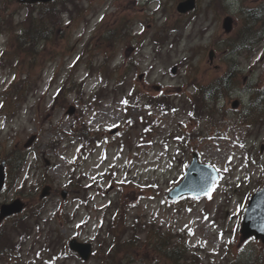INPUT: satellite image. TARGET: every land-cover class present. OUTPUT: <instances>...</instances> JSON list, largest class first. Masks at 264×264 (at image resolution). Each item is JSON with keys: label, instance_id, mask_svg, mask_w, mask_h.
I'll return each mask as SVG.
<instances>
[{"label": "rangeland", "instance_id": "374dc122", "mask_svg": "<svg viewBox=\"0 0 264 264\" xmlns=\"http://www.w3.org/2000/svg\"><path fill=\"white\" fill-rule=\"evenodd\" d=\"M5 1L10 5L6 13L14 12L15 23H20L28 12L26 6H19L16 0H0V8ZM77 1L81 8H85L84 14L79 17L73 15L74 20H71V9L74 12V6L67 4L70 13L62 15V23L56 26L58 30L53 31L49 45L44 46L47 51L39 48L36 61H26L22 56L21 60L12 59L13 49L7 41V35L0 36V52L4 53L3 69H0V90L6 87L13 90L11 86L18 83L25 85V81L27 86H36V89L27 91L21 101L13 103V108L9 106V101L6 102L5 91L0 92V109L4 107L0 111V161L15 146L24 148L28 138L37 134L34 144L25 148L29 158L19 182L13 186L10 184L0 200H11L20 193L27 194L37 189L41 192L42 184L39 181L41 182L44 174L50 176L46 182L54 186V192L44 203L45 216L43 215L41 228L36 229L37 220L32 215L24 220V225L29 228L33 225V229L24 246L23 264L113 262L111 257L102 255V249L98 247L99 226L104 211L102 204L111 196L115 197L116 202L119 200V205L134 202L129 212L128 225L135 220L137 226L141 227L138 257L142 262L145 259V264H151V260L154 262L152 256L158 253H152L153 246H150L151 254L148 256L145 248L146 243L155 238L154 234L159 228L166 234L173 232L171 234L176 237L174 232L182 235L188 232L184 239L189 241L194 252L197 251L196 254L207 264H244L257 250L264 251V244L259 240H245L240 233L249 196L264 183V122L248 125L240 117L242 108L251 104L252 92L250 88H246L250 85L256 88L264 86V41L258 44V51L251 60L245 51L241 55L230 51L233 36L247 16L245 11L251 7L259 9L264 2L223 0L226 13L234 18V30L227 33L222 26V8L214 0H198L195 14L183 19L185 29L172 27L167 31L158 26L165 24L166 15L173 18L178 14L172 8L179 0H164V7L153 15L155 20L150 21L146 29L141 22L147 18L145 15L140 16L142 4L138 5V0ZM150 10H155V7L150 6ZM125 20L129 21V25L123 33L129 32L132 38L128 41L122 37L113 40L110 48L112 51L115 49L116 54L113 53V56L104 61L105 46L99 47L98 44L107 35L105 27L114 24L119 26ZM156 31L165 38L161 39L163 46L159 48L148 35ZM88 43L91 44V49H86ZM211 48L216 50L214 63L218 68L208 70V52ZM12 60L15 66L13 69L10 67ZM130 60L137 61L138 67L134 70L127 69L132 72L125 84L117 90L115 81L122 73L127 72ZM25 62L28 63L23 64ZM101 62H105L102 75L99 69ZM174 65H178L175 74L171 72ZM116 66L121 67L118 77H115ZM230 66H235L237 74L230 93L214 103H208L217 112L212 109L206 112L202 110L203 114L194 116L193 110L191 114L188 95L191 96L197 89L196 84L204 80L217 82L216 78L228 72ZM26 70L29 71V76ZM73 72L79 81L85 78L82 96H79L77 89L79 83L73 82L70 86L74 84L75 88L66 92L67 96L62 95L55 105L54 97L58 89L64 81L71 82L68 76ZM109 74L111 80L107 86ZM156 86H161V89L158 90ZM140 88H144L152 96L169 94L168 101L175 108L171 111H162L156 107L152 109L151 119L159 120L152 138L145 136L144 126L133 124L141 116L148 114L146 101L134 105L129 100V95L138 92ZM99 91L105 94L104 101L90 105L92 94ZM66 97L69 104L77 106L75 115H68L67 107L62 108ZM235 98L241 100L238 107L242 109L240 114L235 113V110L231 111ZM80 115L91 124L93 130L100 128L106 132L107 137H110L108 130L114 127H118L119 132L122 131V134L118 132L119 135L110 137V144L98 145L83 163L77 161L83 149L71 136ZM124 140L131 143V147L128 144L121 147L118 142ZM186 141L188 146L182 152ZM53 143H58L57 147H53ZM193 151L199 152L202 161L223 172L222 176L207 195L197 198L187 196L182 200L171 201L166 193L182 179ZM106 153L108 155L105 157ZM73 164L76 171L74 176L76 179H83L86 186L98 183V179L104 175L112 176L111 180L105 179L102 183V188L108 190L107 197H96V202H91V209L83 206L71 194L67 200L60 196V189L69 188ZM130 183L132 185L127 186ZM91 193L94 194L95 191ZM28 198L30 196L26 195L25 199ZM62 203L70 212H66L70 215V221L61 222L53 216ZM85 220L87 223L81 225ZM8 226L11 227V223ZM54 230L67 240L72 236L79 237L80 240H95L93 244L96 254L89 261L73 254H70V258H65L64 242L55 238ZM45 237L52 241L43 242ZM167 250L170 252L169 247ZM36 254L40 256L35 259ZM159 254L161 261L156 264H166L165 252ZM0 264L6 262L0 259Z\"/></svg>", "mask_w": 264, "mask_h": 264}, {"label": "trees", "instance_id": "16d2710c", "mask_svg": "<svg viewBox=\"0 0 264 264\" xmlns=\"http://www.w3.org/2000/svg\"><path fill=\"white\" fill-rule=\"evenodd\" d=\"M260 10L256 11V14H251L249 18L245 21L244 26L242 29L239 30V32L236 34L234 39L232 40L230 46V51L232 53L236 54H242L244 51L246 53H249V57L251 58L254 53L256 52L255 44L260 43L264 40V16H258L261 15L258 14ZM49 12V11H48ZM263 14V13H262ZM51 15V14H50ZM5 18L0 15V32L4 31V20ZM7 21V20H6ZM24 24L22 27V30L19 34H14L13 39L15 42H18V45H16V54L18 53H25L26 55L35 56L38 53V44L40 39H49L50 33H52L51 29L54 31L55 24L52 25L51 28H48V24L41 20H38L32 16V13L26 16L25 20L22 21ZM12 26V23H10ZM37 59H32V61H36ZM235 66H231L229 68V71H231L227 76L225 80H220L218 83L210 84L208 87H205L203 89V93L206 97H218L220 94H222V89L224 86H228L231 81H227L228 79H233L232 81L235 82L237 79V74L235 71ZM123 82V77H121L117 83L121 84ZM25 87L21 84H18L15 86V91L11 92L10 96L17 95L18 99H21L23 96V93L25 92ZM82 84L79 85V90L81 91ZM100 95V94H99ZM254 100L251 102V110L250 111V118H255L256 121H264V87L260 89H256L254 91V97H252ZM163 102L166 103L165 100ZM68 101L66 99H63V104L66 105ZM79 124L84 127L87 131L89 130V125L85 122L83 118L79 120ZM85 134H80V136H84ZM12 162H11V169L13 170V173H16L17 175L20 174V171L23 167V163L27 158V151L23 148H16L14 149V152L9 154ZM13 165V167H12ZM37 206L34 205L33 210L36 209ZM39 210L37 209V212ZM122 215L120 216V218ZM125 227V223L123 225ZM116 228V234L114 238V244H113V254L110 256L114 261L110 264H132L137 262L136 259V242L138 241V238L132 235L131 239L123 240V236L125 230L121 224L115 225ZM126 228V227H125ZM113 229V228H112ZM15 230H17V234L21 235L23 234L22 231L27 232L30 231V229L23 228L22 231L20 229L15 227ZM20 232V233H19ZM29 235V234H28ZM27 235V236H28ZM11 236V235H8ZM26 236V237H27ZM25 237V238H26ZM12 238V237H9ZM2 239V237H1ZM27 239V238H26ZM157 245V242H156ZM188 245L182 241H175V244H172L169 246L170 252L168 250L165 251V255L167 256L168 260L171 264H179L181 261V258H187L188 253ZM12 248L7 249V251H11ZM158 251H161V248L158 247ZM3 252V251H2ZM2 255H8V253L5 251ZM1 255V256H2ZM108 261V259H104ZM264 261V252L262 250H257L250 260L249 264H262ZM140 262V261H139ZM142 264V263H141Z\"/></svg>", "mask_w": 264, "mask_h": 264}, {"label": "water", "instance_id": "95a60500", "mask_svg": "<svg viewBox=\"0 0 264 264\" xmlns=\"http://www.w3.org/2000/svg\"><path fill=\"white\" fill-rule=\"evenodd\" d=\"M20 2L36 3L38 1L48 0H19ZM195 6L194 0H186L178 5V9L181 12H186ZM225 28L227 31L232 29V18L227 17L225 20ZM214 51L210 53L211 59H213ZM237 105V102L234 103ZM74 111V107L70 108V112ZM33 138L31 139V141ZM218 171L206 164L199 162L198 154H194V159L189 166L187 176L184 181L174 188L169 196L176 198L186 193H192L195 195H201L208 192L213 186L215 180L218 178ZM4 182V163L0 165V189ZM24 207L19 199L15 200L11 204H5L2 207V215L6 216L15 212H20ZM242 233L244 238L255 235L264 241V188L256 192L251 198L246 210L244 223L242 227ZM73 249L77 250L83 257L88 258L91 253V245L85 243H79L76 240L71 242Z\"/></svg>", "mask_w": 264, "mask_h": 264}, {"label": "snow or ice", "instance_id": "6c2138e0", "mask_svg": "<svg viewBox=\"0 0 264 264\" xmlns=\"http://www.w3.org/2000/svg\"><path fill=\"white\" fill-rule=\"evenodd\" d=\"M127 101H124V103H126Z\"/></svg>", "mask_w": 264, "mask_h": 264}]
</instances>
